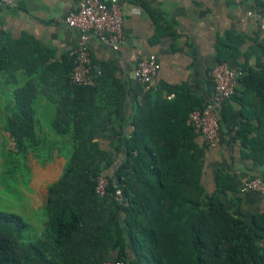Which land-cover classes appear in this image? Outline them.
Returning <instances> with one entry per match:
<instances>
[{"label":"trees","instance_id":"obj_1","mask_svg":"<svg viewBox=\"0 0 264 264\" xmlns=\"http://www.w3.org/2000/svg\"><path fill=\"white\" fill-rule=\"evenodd\" d=\"M2 37L0 71L11 75L24 67L30 77L16 89L13 116L4 127L10 150L20 155L38 147L33 104L42 95L55 108L52 128L58 136H70L73 151L61 177L47 188L48 220L36 241L24 244L28 224L0 211V264H264V209L248 215L240 211V199H229L238 193L237 184L224 168L215 171L212 192L201 183L208 147L199 144L187 119L207 103L185 86L156 91L130 86L136 98L132 130L115 133L124 155L109 176V154L99 147L96 131L127 121L128 88L113 69L99 65L94 87L73 85L72 58L63 71L49 70L39 56L25 60L18 43ZM241 43L230 35L220 40L218 63L235 59ZM27 44L34 52V43ZM240 70L238 84L250 97L241 105L233 139L244 159L260 169L249 179L264 181V61L256 69ZM226 105L220 121L231 109ZM101 175L108 180L104 197L94 191ZM117 189L120 202L114 197ZM228 203L238 212L228 210Z\"/></svg>","mask_w":264,"mask_h":264},{"label":"crops","instance_id":"obj_2","mask_svg":"<svg viewBox=\"0 0 264 264\" xmlns=\"http://www.w3.org/2000/svg\"><path fill=\"white\" fill-rule=\"evenodd\" d=\"M116 1L120 6L123 20V43L119 51H112L95 38H91L89 42L93 63L113 69L116 77L129 92L124 102L127 121L122 123L117 121L113 126L109 125L104 130L96 131L99 147L109 154L111 165L106 172L109 176H112L120 165L124 155V149L122 145L118 146V138L114 135L119 131H122L123 135H128L132 130L131 120L136 98L129 88L136 85L133 70L139 60L150 55L156 56L160 65L156 75L158 88L185 86L192 95L205 103L210 101L213 94L210 72L218 65L216 46L220 40H224L229 35L242 40L238 56L228 60V65L232 69L240 70L242 67L256 69V66L264 61V48L261 47L264 46V41L259 38L258 30L259 20L264 16V0L245 1L239 4L231 0ZM78 2L79 0H16L12 9L0 6V38L3 36L2 40L9 38L17 42V49L25 60L39 56L44 67L57 72L63 71V65L69 63L70 52L77 45L79 38L78 32L65 24V17L76 10ZM248 12L252 14L248 15ZM27 42L34 43V52L31 53L32 46ZM52 64L57 65L52 68L50 67ZM29 80L30 77L24 67L17 68L11 75L0 71V119L7 120L13 116L14 93ZM40 97L43 103H50L44 96L40 95ZM165 97L170 100L173 95ZM249 97V94L244 93V88L238 84L232 100L227 101L226 106L231 109L226 119L220 121L219 146L215 149L207 148L205 151L201 177L202 185L208 192H212L215 189V171L226 169L233 176L238 187V193L230 196L229 199L234 202L239 198V209L246 215L264 209V196L255 192L241 191L244 182L253 175L258 176L260 169L250 160L244 159L242 146L233 139L237 124L242 119L241 105ZM6 100L10 106L5 105ZM52 109L55 110L54 107L43 106V110L34 112V128L40 140L48 136L50 140L46 139V142L56 144L61 140L58 137L52 140L53 136L57 135L52 128V121L55 118ZM41 118L46 119L47 123H41ZM1 126L0 130L8 139V151L11 153V141L4 131L5 125ZM197 140L201 146L205 145L200 136ZM21 155H26L30 161L39 158V165L42 168L48 167V173L53 174L34 192L39 199H36V202L33 198V203H28L26 199L15 201L7 196L4 192V184L0 180V198L10 204L21 203L22 208L19 212L16 208L19 205L13 207L15 210L13 212L22 218L26 215L29 219L25 222L30 227L36 224L35 219L30 216L39 209L45 208L46 191L50 186L47 183H52L56 173L55 180L61 175L58 168L64 163L60 162L62 161L60 158L58 162H52L53 157L50 159L36 157L35 152L28 147ZM2 164L5 163L0 155V167ZM36 173H38L37 169L34 170V174ZM227 208L234 213L238 212L233 203H228ZM41 225L39 224L40 229Z\"/></svg>","mask_w":264,"mask_h":264},{"label":"built area","instance_id":"obj_3","mask_svg":"<svg viewBox=\"0 0 264 264\" xmlns=\"http://www.w3.org/2000/svg\"><path fill=\"white\" fill-rule=\"evenodd\" d=\"M239 4L252 0H231ZM16 0H0V6L12 9ZM248 12V15H251ZM65 24L78 32V43L70 52L72 69L69 82L82 87H94L101 71L91 59L90 39L95 38L106 44L112 51H119L123 43V20L121 9L116 0H79L75 11L65 17ZM259 38L264 41V16L258 23ZM160 65L155 55L139 60L133 70V78L144 91H156V75ZM213 94L205 108L189 113L188 122L198 134L206 147L215 149L220 143V118L222 106L230 100L238 86L241 70L232 69L226 62L218 63L211 72ZM108 180L103 175L96 178L95 194L104 197L107 193ZM242 192H255L264 196V181L261 178L249 179L241 187ZM115 199L121 201V189L114 192ZM104 264H122L108 261Z\"/></svg>","mask_w":264,"mask_h":264},{"label":"rangeland","instance_id":"obj_4","mask_svg":"<svg viewBox=\"0 0 264 264\" xmlns=\"http://www.w3.org/2000/svg\"><path fill=\"white\" fill-rule=\"evenodd\" d=\"M5 105L10 106V103H6ZM13 106V104H12ZM11 106V107H12ZM43 106L48 107H54L52 104L42 101L41 97L38 96L35 103L33 104V108L35 112H39L43 110ZM53 112L55 110L52 109ZM55 114V113H54ZM41 123H47V120L44 118H41ZM1 125H6V118L0 119V129ZM56 137L60 138V143H52L50 141L46 142L47 140H50L48 136L43 137L42 140H40V143L38 144V147L32 149L36 157H43V158H51V161L58 162V159L60 158L63 162V166H59V174H63L64 169L69 163L72 151H73V143L69 135L61 137L54 135L52 140H55ZM49 138V139H48ZM8 139L5 136V133L0 130V155L3 158V161L5 164H2L0 167V180H2L4 184V192L7 196H10L13 200L18 201L19 199L23 200L26 199L28 203H33L34 200L39 199L38 195H35V191L44 183H46L51 177L52 173H48L49 168H42L39 165V158H36L35 161L29 160L28 157L25 155H16L15 153L8 151ZM31 149V148H30ZM53 155V156H52ZM13 161V163L10 164V161ZM33 164V166H32ZM38 170V173L34 174V170ZM57 169V168H56ZM57 173L53 176L52 183H47V185H51L54 182H56L61 175L55 180ZM50 176V178H49ZM8 187H7V186ZM35 195V196H34ZM26 196L27 198H24ZM21 197V198H20ZM31 197V198H30ZM37 202V200H36ZM21 203H7L6 201H3L0 198V211L10 213H15L13 211V207H16L18 209L22 208L20 205ZM11 208V209H10ZM33 219H35V226H30L24 233L22 242L24 244L34 242L36 241L42 231H44L45 224L48 220L46 209L42 208L36 211L32 216ZM24 221H28L29 218H27L26 215L23 216ZM39 224L41 225V229L39 228Z\"/></svg>","mask_w":264,"mask_h":264}]
</instances>
